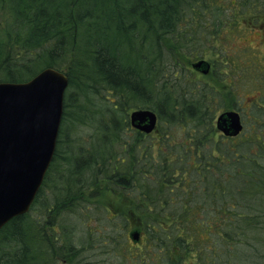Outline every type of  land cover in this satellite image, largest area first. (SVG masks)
Instances as JSON below:
<instances>
[{
    "label": "trees",
    "instance_id": "trees-1",
    "mask_svg": "<svg viewBox=\"0 0 264 264\" xmlns=\"http://www.w3.org/2000/svg\"><path fill=\"white\" fill-rule=\"evenodd\" d=\"M257 20L264 0H0V82L46 67L69 80L55 156L30 211L0 230V264H91L80 231L130 259L134 228L147 264H264V92L250 115L229 104L244 129L225 136L224 81L193 68L219 53L231 76L224 41ZM138 108L157 113L152 133L131 125Z\"/></svg>",
    "mask_w": 264,
    "mask_h": 264
},
{
    "label": "water",
    "instance_id": "water-1",
    "mask_svg": "<svg viewBox=\"0 0 264 264\" xmlns=\"http://www.w3.org/2000/svg\"><path fill=\"white\" fill-rule=\"evenodd\" d=\"M205 59L193 68L209 73ZM69 85L65 72L46 67L24 82H0V230L15 217L30 211L43 185L57 149ZM133 128L152 133L158 115L148 108L130 113ZM216 126L225 136L236 137L244 129L242 115L227 110L217 116ZM134 243L139 230L129 234Z\"/></svg>",
    "mask_w": 264,
    "mask_h": 264
},
{
    "label": "rangeland",
    "instance_id": "rangeland-1",
    "mask_svg": "<svg viewBox=\"0 0 264 264\" xmlns=\"http://www.w3.org/2000/svg\"><path fill=\"white\" fill-rule=\"evenodd\" d=\"M255 22L256 23L254 26L247 27V28L246 26H243L242 30L238 34H236L234 38L224 41V47H225L226 52H228L231 55V57H235L236 63L239 65V68H236V70H234L233 72H231L232 70L231 71L229 70L228 73L231 72V76L229 74H226L228 69L226 65H223L220 62V60L223 57L219 55V53L214 54L215 56H212L209 53V55L212 56V58L218 60L220 65L216 67L213 66V64L211 63L212 61L209 62L210 59L208 55L207 56L204 55V57L199 58V60L205 59L210 64H212V68L210 69V71H212V75L214 78L220 80V82L224 81V83H222V87L220 88L224 89L223 94L225 97L226 96L228 97L224 101L227 107L225 105L222 106V103H221V105L217 107L218 115L228 110L230 108L229 104L240 105L245 111V113L247 115H250L251 110L253 109V104L260 101L261 95L264 92V73H262L264 71V23H259L260 20H257ZM246 49L250 51L247 54H245L246 51H244ZM254 60H256V63L258 64L257 66L254 65L253 63ZM196 61L198 60H195L194 62ZM251 68L257 69V74L252 73L253 71L250 72ZM258 70H262L261 74L259 73ZM197 73H198V76L196 75V77L203 79L202 73L201 72H197ZM257 80L258 82L263 83V85L258 87L257 84H254ZM103 93H105L103 94V98L108 97L109 99H111L112 97L111 93H108L105 90H103ZM222 99H223V96H221V100ZM79 103L87 104L85 101L80 102V99H78V106H79ZM74 112L76 114L80 113L78 111V108H76ZM69 126L70 124L67 121L65 129L67 130ZM91 131L92 129L90 127L82 126V131L78 130L76 133L80 134L81 136H87ZM71 136L73 138L77 137L75 136V133H72ZM177 140H179L178 137H177ZM122 200L123 201L126 200L125 203H130L125 198L120 200L117 197H113L112 203L114 206H116ZM131 210H133V208ZM125 211L126 212L128 211V206L127 208H125ZM113 216L114 215H112V217ZM116 221L119 223V219H116ZM132 222L131 224L134 226L135 223H132ZM97 226H98V220L95 218L94 220H92L91 227L95 228ZM134 229H137V228H134ZM128 231L126 232V236L124 237V241H123L124 243L122 247L129 246L131 248V251L133 254L130 259L123 258L122 260V258L115 252H111L107 254L98 253L97 251H95V247L92 248V246L88 242L90 235H85L86 233H84L83 231H82L83 233L80 231L78 232V235L77 234L75 235L76 243L85 242L87 246L89 245L88 246L89 248H86L83 254L87 258V262H90L91 264H147L148 262H150L149 260L151 259V255L146 254L148 247H149V241L147 240L145 236L141 235L142 240L136 244L130 239L129 234H128L132 230H130L129 232ZM139 252H142L146 258L143 259L141 254H140V258H136ZM152 260H154V258H152ZM58 264H67V262L65 260L59 261ZM152 264H164V263L163 262L159 263V261L157 260Z\"/></svg>",
    "mask_w": 264,
    "mask_h": 264
},
{
    "label": "flooded vegetation",
    "instance_id": "flooded-vegetation-1",
    "mask_svg": "<svg viewBox=\"0 0 264 264\" xmlns=\"http://www.w3.org/2000/svg\"><path fill=\"white\" fill-rule=\"evenodd\" d=\"M211 68H212V64H211L210 69H211ZM197 71H198V70H197ZM199 72H201V71H199ZM201 73H202V72H201ZM207 74H208V73H207ZM220 132H221V131H220ZM221 134H223V133L221 132ZM130 239H131V238H130ZM141 240H142V239L140 238V241H141ZM140 241H139V242H140ZM139 242H138V243H139ZM136 244H137V243H136Z\"/></svg>",
    "mask_w": 264,
    "mask_h": 264
}]
</instances>
